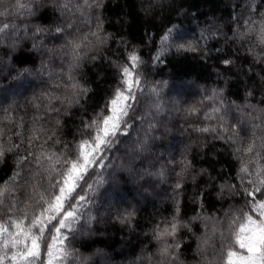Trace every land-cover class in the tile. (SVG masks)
<instances>
[{
	"label": "snow or ice",
	"instance_id": "1",
	"mask_svg": "<svg viewBox=\"0 0 264 264\" xmlns=\"http://www.w3.org/2000/svg\"><path fill=\"white\" fill-rule=\"evenodd\" d=\"M106 7V0H0V17L11 20L0 27V79L39 74L48 85L23 105L15 97L0 101V165L9 172L0 177V264H117L107 245L89 250L88 244L103 235L96 225L105 222L99 211L109 192L165 176L154 171L156 163L144 162L164 147L169 131L167 105L152 77L173 50L213 60L216 80L203 93L220 123L208 127L192 119L198 105L183 110L182 127L203 143L192 137L179 171L171 159L173 190L182 198L174 197L170 218L151 222L149 254L142 249L129 264H264V0H242L231 23L206 18L198 39L172 35V17L189 14L186 0H139L146 36L159 18V49L155 36L141 39L138 49L125 32H108ZM205 33L217 43L223 38L215 55ZM24 55L31 66L16 68ZM235 85L242 86L241 103L228 99ZM221 155L234 161L228 173L216 170L214 158ZM128 207L115 217L126 227L136 214ZM91 209L96 213L86 218Z\"/></svg>",
	"mask_w": 264,
	"mask_h": 264
},
{
	"label": "trees",
	"instance_id": "2",
	"mask_svg": "<svg viewBox=\"0 0 264 264\" xmlns=\"http://www.w3.org/2000/svg\"><path fill=\"white\" fill-rule=\"evenodd\" d=\"M242 0H186V7L189 9L187 17L184 16H173V23L175 24V30L173 36L177 32L181 36L190 39H198L201 30L206 27L204 21L206 18L212 16L220 18L217 23L223 24L224 22L231 23L232 16H238L241 9L236 7L237 4H241ZM107 7L103 10L106 30L108 32L115 33L116 31H123L127 34V38L136 42L137 48H142L140 44L141 39H144L145 43L148 42L149 36H155L156 47H161L160 36L163 32L157 34L159 26V18L156 21L157 29H152L148 32V36L145 35V24L141 18L142 13L139 12V0H106ZM126 14V15H125ZM123 18L125 24L121 26L117 23L118 18ZM45 17H41L39 22H44ZM110 21V23H109ZM4 23H11L10 19L0 17V27ZM169 24L168 27H172ZM233 28L236 25H232ZM231 33H229L230 35ZM2 35V34H0ZM208 37L207 44L211 48L213 55L216 54V49L221 48L224 45L223 38H220V43L216 42L209 33H205ZM118 40L119 37H116ZM30 43V42H29ZM204 41H200V46H204ZM119 45L113 43L112 48L115 49ZM146 51V49H145ZM243 54V53H242ZM19 63L16 68L23 69L31 66L32 58L27 55L18 57ZM59 64V61H56ZM213 64V60L202 61L196 57L193 53H185L181 55L175 54L174 50L165 54L163 60L158 65L159 74H154L153 79L158 82L160 90V96L162 97V103L166 104L165 115L163 123L168 126V133L166 135L164 147L156 149L154 154L152 152L147 153L149 160H145V167H148L150 162L156 163L154 171H160L163 169L165 176L163 179L158 177H147V183L143 187L133 185L131 183L122 184L115 193L125 194L133 203L128 211L135 209V223L130 225L133 231H129V227H126L115 220L118 213H123L126 206L119 205L115 210H104L103 207L99 211V215L105 218L104 223L96 225L101 229L102 236L100 241L96 243L89 242L88 249L95 250L97 248H104L106 245L108 249L112 250L115 254L117 264H129L131 260L136 259L141 250L144 249L145 255L149 254V248H151L150 236H146L151 222L161 221L165 218H170L171 212L174 205V197L181 199L182 197L176 196L174 193L173 181L177 179L174 171H171L173 164L171 159L175 158L176 171L180 169V161L183 159V153L189 145L194 143L192 137L200 136L199 133H192L191 129H188L184 125L185 114L184 109L192 105L199 106V113L192 119L197 120L203 126L215 127L220 121L218 117L220 113H213L212 109L215 107L211 101L204 99L203 89L212 87L213 82L216 80L214 75V69L210 66ZM36 65L39 66V57H36ZM89 67H91L89 65ZM247 67V66H245ZM59 72V69H56ZM95 69L92 70V75ZM7 75V73H4ZM16 73L13 72V75ZM46 78V77H45ZM51 82H49L50 84ZM47 84L41 83V77L39 74L32 76H21L19 79L13 80L0 79V101H10L13 97L23 105L26 100H31L33 93L39 94ZM91 87V85H89ZM107 84L99 85V88H105ZM23 91L20 97L10 96L9 93L17 91ZM184 90H191L190 92L184 93ZM232 95L228 98L229 101H235L241 103L237 97L243 95V89L240 85H235L231 89ZM7 95L5 98L2 96ZM154 99V98H152ZM174 102H178L174 103ZM39 103V101H37ZM151 99H146V104H150ZM5 106H7L5 104ZM179 107L181 111L178 113L175 109ZM22 114V112L20 113ZM237 119L239 115L236 114ZM3 119V114L0 113V120ZM18 119V114H17ZM228 123H233L231 116L227 117ZM145 128L147 125L144 126ZM191 134V135H190ZM137 135L136 132L132 133L133 138ZM143 136V131L140 132ZM211 136H209V140ZM200 142L203 143V136H200ZM217 149H220V144L217 143ZM222 151V150H221ZM163 159H157L160 156ZM216 163V170L220 171L223 169L225 173H228L229 168L234 164L232 158L228 155H221ZM203 166L207 167L205 163ZM199 167V165H198ZM9 174L8 169L0 165V177L7 178ZM2 184V181H0ZM194 191L191 181L188 182L187 194L190 197ZM108 194H114L109 192ZM107 194V195H108ZM139 195L140 199L136 200V196ZM184 210L191 215V203L190 199H184ZM96 213V209L86 211V218ZM107 213V215H105ZM125 241L130 243L125 245ZM122 245H124L122 247ZM83 250V249H82ZM191 260V257L189 256Z\"/></svg>",
	"mask_w": 264,
	"mask_h": 264
},
{
	"label": "rangeland",
	"instance_id": "3",
	"mask_svg": "<svg viewBox=\"0 0 264 264\" xmlns=\"http://www.w3.org/2000/svg\"><path fill=\"white\" fill-rule=\"evenodd\" d=\"M184 93L190 92L191 90H184ZM23 93V91L19 90L17 92H12L9 93L8 96H2V98L10 97V96H16V97H20L21 94ZM136 200L140 199V196L137 195ZM108 200L109 203L104 205V210L108 211V210H115V207L117 208V205H121V206H127V205H133L132 201L123 193H114V194H108ZM121 201H123V203H121ZM130 208V207H128Z\"/></svg>",
	"mask_w": 264,
	"mask_h": 264
}]
</instances>
